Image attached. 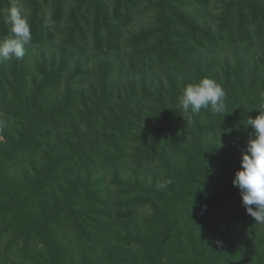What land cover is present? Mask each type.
Returning a JSON list of instances; mask_svg holds the SVG:
<instances>
[{"label": "trees", "instance_id": "1", "mask_svg": "<svg viewBox=\"0 0 264 264\" xmlns=\"http://www.w3.org/2000/svg\"><path fill=\"white\" fill-rule=\"evenodd\" d=\"M19 4L32 40L0 60V264H264L233 184L264 105V0ZM202 77L223 112L181 108Z\"/></svg>", "mask_w": 264, "mask_h": 264}, {"label": "clouds", "instance_id": "2", "mask_svg": "<svg viewBox=\"0 0 264 264\" xmlns=\"http://www.w3.org/2000/svg\"><path fill=\"white\" fill-rule=\"evenodd\" d=\"M3 21L8 34L0 36V60L23 59L25 46L31 44L32 35L27 10L21 7L19 0H11L4 10ZM181 91L178 100L185 112L199 113L209 108L217 114L223 112L225 92L214 79L202 77L184 85ZM256 109L259 114L249 116L244 124L245 128L250 126L251 132L233 184L241 191L247 214L257 224H264V105ZM171 182L160 183L158 187L164 188Z\"/></svg>", "mask_w": 264, "mask_h": 264}, {"label": "rangeland", "instance_id": "3", "mask_svg": "<svg viewBox=\"0 0 264 264\" xmlns=\"http://www.w3.org/2000/svg\"><path fill=\"white\" fill-rule=\"evenodd\" d=\"M212 10L213 11L211 12L210 17L214 16L216 18V16H218L221 13V10H222L221 4H217L215 6H212ZM139 23H140V21H139ZM139 23H136L133 27H131V29H135L136 25L139 24ZM229 55H230V59H234V56L232 55V53H230ZM0 138H2V137H0ZM9 237H10V235L7 236V238H4L3 239V243H5V241H7V239ZM3 243L1 242V244H3Z\"/></svg>", "mask_w": 264, "mask_h": 264}]
</instances>
